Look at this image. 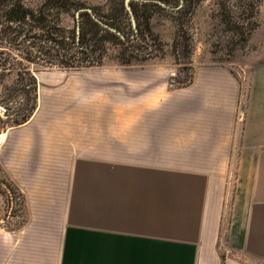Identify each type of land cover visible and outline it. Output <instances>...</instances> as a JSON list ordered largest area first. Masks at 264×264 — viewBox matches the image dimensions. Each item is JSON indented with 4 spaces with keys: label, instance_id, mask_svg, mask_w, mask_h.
Listing matches in <instances>:
<instances>
[{
    "label": "crops",
    "instance_id": "0c3cea01",
    "mask_svg": "<svg viewBox=\"0 0 264 264\" xmlns=\"http://www.w3.org/2000/svg\"><path fill=\"white\" fill-rule=\"evenodd\" d=\"M145 77L0 134V264H264V72Z\"/></svg>",
    "mask_w": 264,
    "mask_h": 264
},
{
    "label": "rangeland",
    "instance_id": "374dc122",
    "mask_svg": "<svg viewBox=\"0 0 264 264\" xmlns=\"http://www.w3.org/2000/svg\"><path fill=\"white\" fill-rule=\"evenodd\" d=\"M16 1L0 0V8ZM72 1L85 8L110 13L108 0ZM259 1L257 17L254 19L247 14L246 20L238 23L226 18L227 12L239 13L242 8L234 3L223 7L214 0L199 4L193 10L192 17H171L170 13L159 8L143 9L148 17H152V29L159 36L162 48L159 57L145 64L121 66L115 61V49L110 48L108 58L102 66L61 69L30 62L20 51L11 53L9 48L0 46L1 62L9 63L0 69V133L7 132L10 128L26 126L36 115L45 122V112H50L52 108L55 111L66 110L67 96H74V101L80 97L91 99L93 96H100L102 111L109 110L110 104L104 105L103 102H108L109 98L118 96L114 94L123 92L126 82L130 84L131 80L145 79L146 75L169 79L171 90L179 89L178 84L193 82L196 71L208 66L228 67L242 79H254L257 73L264 72V0ZM24 2L28 8L35 10L41 8L46 0ZM55 13L56 11L53 15ZM59 16L62 25L68 29H74L75 18H79L75 10L63 12ZM179 24L183 25L182 29L186 32L184 37L182 32H178ZM237 26L242 30L235 35L233 32ZM149 44L158 47L155 42ZM32 78L36 82L35 89L27 85ZM42 120L41 126H44ZM6 175L0 165V202L5 205L7 214L9 211L14 214L22 202L20 193L6 180ZM222 239L220 254L225 260L229 254L228 232L224 231Z\"/></svg>",
    "mask_w": 264,
    "mask_h": 264
},
{
    "label": "trees",
    "instance_id": "16d2710c",
    "mask_svg": "<svg viewBox=\"0 0 264 264\" xmlns=\"http://www.w3.org/2000/svg\"><path fill=\"white\" fill-rule=\"evenodd\" d=\"M9 1V0H5ZM17 0L0 8V46L9 51H20L28 61L42 63L49 67L61 69H82L104 65L108 51L114 48L115 61L121 66L145 64L159 57L162 50L159 36L152 29V17H148L143 9L159 8L176 15L192 17L193 10L207 0H158L162 4L145 2L146 0L131 1L130 6L136 18V28L126 9V0H108L110 13H102L98 9L85 8L72 0H46L39 9H30ZM223 7L236 4L242 10L227 12L230 21L242 22L245 15L257 17L259 0H214ZM182 6V7H181ZM181 7V8H180ZM78 12L75 18V28L68 29L62 25L59 15ZM86 10V11H84ZM56 11L54 15L53 13ZM62 12V13H60ZM175 20V18H174ZM178 25L179 33L186 32ZM181 29V31H180ZM242 29L237 26L233 32L240 34ZM158 44L156 48L154 44ZM7 61L0 60V69L6 67ZM31 89H35V79H29ZM192 82L178 84L188 87ZM177 85V86H178Z\"/></svg>",
    "mask_w": 264,
    "mask_h": 264
},
{
    "label": "water",
    "instance_id": "95a60500",
    "mask_svg": "<svg viewBox=\"0 0 264 264\" xmlns=\"http://www.w3.org/2000/svg\"><path fill=\"white\" fill-rule=\"evenodd\" d=\"M131 1H138V0H126V2H125V4H126V9H127V11H128V13H129V15H130V17H131V20H132V24H133V26L136 28V26H137V23H136V18H135V16H134V13H133V10H132V8H131V6H130V2ZM150 0H146L145 2H149ZM153 2H156V3H159V4H162L160 1H158V0H154ZM163 5V4H162ZM84 11H86V10H84Z\"/></svg>",
    "mask_w": 264,
    "mask_h": 264
},
{
    "label": "bare ground",
    "instance_id": "6f19581e",
    "mask_svg": "<svg viewBox=\"0 0 264 264\" xmlns=\"http://www.w3.org/2000/svg\"><path fill=\"white\" fill-rule=\"evenodd\" d=\"M1 134V133H0ZM5 139V136H3V135H0V145H1V143H2V141Z\"/></svg>",
    "mask_w": 264,
    "mask_h": 264
}]
</instances>
